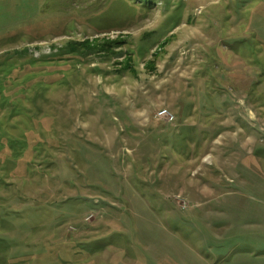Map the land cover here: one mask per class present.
Listing matches in <instances>:
<instances>
[{
	"label": "rangeland",
	"instance_id": "obj_1",
	"mask_svg": "<svg viewBox=\"0 0 264 264\" xmlns=\"http://www.w3.org/2000/svg\"><path fill=\"white\" fill-rule=\"evenodd\" d=\"M35 252L264 264V0H0V264Z\"/></svg>",
	"mask_w": 264,
	"mask_h": 264
},
{
	"label": "trees",
	"instance_id": "obj_2",
	"mask_svg": "<svg viewBox=\"0 0 264 264\" xmlns=\"http://www.w3.org/2000/svg\"><path fill=\"white\" fill-rule=\"evenodd\" d=\"M144 3H149L152 0H139ZM124 44V41L118 37L115 39H98V38H93L91 40L89 39H84L82 41H68L67 43V50L68 51H78V52H83V54H89V53H104L106 51H112L114 52V48L122 46ZM6 244L8 242L5 241ZM3 243L2 246L5 245ZM53 244V243H52ZM50 245V244H49ZM53 246H55L53 244ZM6 247V246H5ZM71 255L68 256H63V257H41L40 254L37 252L35 253H24V254H18L17 256H9L6 257L4 256L2 261L7 264H43L41 259L43 258L44 260H48V264H76L79 261V257H70ZM83 258V257H82ZM81 259V258H80ZM46 264V262H45Z\"/></svg>",
	"mask_w": 264,
	"mask_h": 264
},
{
	"label": "built area",
	"instance_id": "obj_3",
	"mask_svg": "<svg viewBox=\"0 0 264 264\" xmlns=\"http://www.w3.org/2000/svg\"><path fill=\"white\" fill-rule=\"evenodd\" d=\"M168 112L164 109L163 111L159 112V115H167Z\"/></svg>",
	"mask_w": 264,
	"mask_h": 264
}]
</instances>
